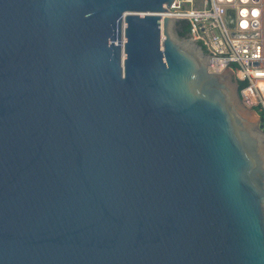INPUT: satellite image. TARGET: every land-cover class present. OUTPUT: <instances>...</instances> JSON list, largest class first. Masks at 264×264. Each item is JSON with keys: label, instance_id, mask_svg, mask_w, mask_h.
<instances>
[{"label": "water", "instance_id": "obj_1", "mask_svg": "<svg viewBox=\"0 0 264 264\" xmlns=\"http://www.w3.org/2000/svg\"><path fill=\"white\" fill-rule=\"evenodd\" d=\"M173 2L0 0V264H264V132Z\"/></svg>", "mask_w": 264, "mask_h": 264}, {"label": "built area", "instance_id": "obj_2", "mask_svg": "<svg viewBox=\"0 0 264 264\" xmlns=\"http://www.w3.org/2000/svg\"><path fill=\"white\" fill-rule=\"evenodd\" d=\"M174 18L193 19L192 41L204 44L208 69L229 67L242 103L258 117L264 132V0H174Z\"/></svg>", "mask_w": 264, "mask_h": 264}, {"label": "trees", "instance_id": "obj_3", "mask_svg": "<svg viewBox=\"0 0 264 264\" xmlns=\"http://www.w3.org/2000/svg\"><path fill=\"white\" fill-rule=\"evenodd\" d=\"M176 32L179 37L187 36L189 32V22L187 20L178 21L176 24ZM242 85L243 84L240 83L239 87H241Z\"/></svg>", "mask_w": 264, "mask_h": 264}, {"label": "rangeland", "instance_id": "obj_4", "mask_svg": "<svg viewBox=\"0 0 264 264\" xmlns=\"http://www.w3.org/2000/svg\"><path fill=\"white\" fill-rule=\"evenodd\" d=\"M197 3H202L203 0H196ZM248 113V112H247ZM246 116L249 117V120L255 123L258 120V117L254 115V113L247 114Z\"/></svg>", "mask_w": 264, "mask_h": 264}, {"label": "flooded vegetation", "instance_id": "obj_5", "mask_svg": "<svg viewBox=\"0 0 264 264\" xmlns=\"http://www.w3.org/2000/svg\"><path fill=\"white\" fill-rule=\"evenodd\" d=\"M233 81L238 85V88H239V83L237 82L234 76H233Z\"/></svg>", "mask_w": 264, "mask_h": 264}]
</instances>
